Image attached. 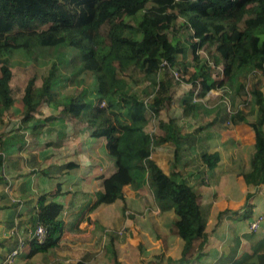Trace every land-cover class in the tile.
Masks as SVG:
<instances>
[{"label": "trees", "instance_id": "obj_1", "mask_svg": "<svg viewBox=\"0 0 264 264\" xmlns=\"http://www.w3.org/2000/svg\"><path fill=\"white\" fill-rule=\"evenodd\" d=\"M124 17H135V25L129 26ZM112 19L103 35L101 25ZM0 23L28 32L8 35L0 31V124L4 130L0 139L3 135L6 139L0 141L1 148L17 144L21 149L27 138L37 139L54 122L84 125L91 137L105 140L107 155L115 165L114 172L102 179L103 193L95 205L113 203L123 186L146 185L157 204L173 210L182 241L180 261L199 239L193 257L197 259L206 239L197 193L185 181L166 175L150 158L154 145L177 148L180 128L171 121L162 124L163 137L147 133L148 113L154 117L174 100L173 87H179V82L169 68L177 69L180 82L192 85L189 100L197 87L203 97L226 84L234 86L240 97L242 75L264 70V0H0ZM125 29L133 32V38L123 36ZM47 51L51 56L47 57ZM38 59L48 68L40 84H35L33 76L23 95L13 98L11 69ZM191 64L194 72L188 75ZM61 67L73 71L72 77ZM119 73L135 78L137 86L152 85V96L140 101L127 93V83ZM78 74L82 77L79 90L58 91ZM220 74L224 81L214 82L213 75ZM86 75L92 78L88 86ZM248 94L254 110L247 116L237 113V119L252 130L255 151L251 171L243 179L246 185L258 186L264 182V97L255 84ZM14 106L19 107L18 121L11 122ZM188 111L184 108L183 114ZM201 160L210 169L217 156L204 154ZM4 168L0 154V172L5 173ZM57 169L70 173L78 166L68 162ZM36 208V222L46 228L47 238L42 245L29 243L33 253L55 245L62 232L61 205L45 194L38 198Z\"/></svg>", "mask_w": 264, "mask_h": 264}, {"label": "crops", "instance_id": "obj_2", "mask_svg": "<svg viewBox=\"0 0 264 264\" xmlns=\"http://www.w3.org/2000/svg\"><path fill=\"white\" fill-rule=\"evenodd\" d=\"M190 67L193 73V64L187 69ZM228 86L213 94L222 96L218 102L205 101L208 96L204 101L199 98L205 115L211 116L207 119L201 111L205 119L198 115L197 127L192 126L196 123L195 101L187 100L188 90L173 87L177 99L154 114V128L149 132L163 137L162 124L171 121L180 128L181 144L177 148L167 143L154 145L150 158L166 175L185 181L197 193L206 234L197 259L193 257L199 239L180 261L182 241L174 226L173 210L157 204L146 185L123 186L113 203L96 206L103 193L102 179L109 176L107 170L110 175L114 172L107 164L105 140L91 137L84 125L58 123L37 139L27 138L21 149L17 144L0 146L5 165V173L0 172V264L14 246V224L18 223L23 234L32 228L37 221V200L45 194L61 205V236L55 245L38 252L26 247L15 264H264V219L257 232L248 231L250 221L264 217V182L258 186L244 182L243 176L251 171L254 136L249 126L235 117L242 107V94L239 97L236 88ZM248 95L251 110L246 113L251 114L253 98ZM224 97H230L228 102ZM184 108L188 113L183 114ZM162 111H168L169 116ZM186 117L195 120L188 123ZM16 121L18 118L11 120ZM204 154L217 156L210 169L201 160ZM68 162L78 169L69 174L59 172L57 168ZM143 210L151 212L139 219L136 214ZM129 213L132 215L126 218ZM123 227L125 232L118 237L115 231ZM132 248L136 253L125 255Z\"/></svg>", "mask_w": 264, "mask_h": 264}, {"label": "rangeland", "instance_id": "obj_3", "mask_svg": "<svg viewBox=\"0 0 264 264\" xmlns=\"http://www.w3.org/2000/svg\"><path fill=\"white\" fill-rule=\"evenodd\" d=\"M134 19H135V17H124L122 20L124 22H126L127 24H129V26H132L133 27L135 25ZM113 21H114V19H112L109 22L104 23L103 25H101L99 31L103 35H106V33H107L110 25L113 23ZM224 26H226V24H224ZM0 31L3 32V33H5V34H8V35H11V34H24V33L25 34H28V32H25L24 29H18V28L14 27V26H10L8 24L7 25L6 24H2V23H0ZM123 36L125 38H129L130 39V38H133L134 34H133V32L130 29H125L123 31ZM61 51H63V50H61ZM50 53H51V51L50 52L47 51V57H48V55L51 56ZM37 55H38L37 57H40V58L41 57H44L43 53H37ZM55 60H56V58H55ZM43 62H44V60L38 59V60H36L34 62H29V63H27L24 66H15V67H13L11 69V71H12V78H11V81H10V87H11V96L13 98L19 99L23 95L24 87H25L27 81L30 78H32L33 76H35V84L36 85H39L40 84V82H41L40 76L44 73V71H46L48 69L47 66L46 67L43 66ZM211 66H212V64H211ZM60 70L62 72H65V74H68L70 77H72L73 71H71L69 68L61 67ZM176 70L177 69H172L170 71L172 78L175 79V80L178 79V78H180L179 75L176 73ZM191 73H192V67H190L187 70V74L188 75H190ZM174 74H176L177 77H175ZM119 75L122 76L125 79L126 83H127V87H126L127 93H129L131 95H134L140 101H146L148 98H150L152 96L151 95V92H153L152 91V85L137 86L134 83V81L136 80L135 78H127L125 74L123 75V73H119ZM220 76H221V74L219 76L213 75V81L214 82H217V83L220 82V78H219ZM158 77L161 78V75H159ZM81 79H82V77L78 74V76L75 77V79H73V80H71L69 82L64 83V85H62L58 89V91L60 93H67V92L68 93H71V91L74 90V89L75 90L76 89L79 90L81 88V86L79 84L82 83L81 82ZM223 81H224V79H223ZM177 82H179V86L183 90H188V92L192 90V85L191 84L185 83V82H180V80L179 81L177 80ZM242 82L244 84V87L242 88L243 90L240 91V93L242 94V96L240 97V101L241 102L243 101L244 104L243 103L241 104L242 107H241L240 112H242L244 116H247L248 113H246V112H248L249 110H251V106L248 103V101H251V100L249 99V95L246 94V91L253 84H255L256 87L258 86L262 90V93H263V96H264V70L259 75H253L252 76V75H247V74L245 75V74H243L242 75V81H241V83ZM84 83L87 86L90 83H92L91 76L86 75V77L84 79ZM226 86H228V84H226ZM195 89H197V91L193 90V93L190 96V98H191L192 101H195V109H196V112H195L196 118L195 119L196 120L194 118H189V117H186L185 118L186 122H188V123L190 122L191 119L195 120L196 123H194L192 125L193 127H197L198 126V124H197V116L198 115L203 116L202 113H201V111H203V114L204 115L206 114V108L202 104V102L204 101V99L208 96L205 101L208 100V102L212 103V102H218V101H220V99L222 97L220 95H213L215 92H217L219 94V92H218L219 90H217L218 88H214V89L212 88V89L208 90L206 92L207 94H205L203 97H200L199 96V90H200L199 87H197ZM174 97H175L174 99L176 100L177 97H178V93ZM186 98H187V100H189V95L188 94L186 95ZM199 98H202L203 101L201 102V100H199ZM229 98L224 97L223 100H225L226 102H228V99ZM166 106H169V105L167 104ZM229 109L233 113L237 112V110L234 111L231 107ZM18 110H19V107L18 106H14L13 111H12L13 114L11 113L10 114L11 116L9 115L11 117V119L18 118V114H17ZM162 113L164 115H166V116H169L168 111H166V113H164L162 111ZM148 115H149L150 119H149V125H147V127L145 129L147 131V133L148 132H151L150 129H153L154 128V126H153V123H154L153 115L150 112L148 113ZM172 115H173V112H172ZM205 116H207V115H205ZM205 116H203V119H205ZM210 116H207V119H209ZM235 116L237 117V114H235ZM178 117L180 118V116H178ZM8 120H5V122H3V123H6V121L8 122ZM57 125H58V122H54V123H52V125L49 128L50 129L51 128H55ZM3 131L4 130L2 129V125H0V133H2ZM104 151H105V149H104ZM107 164L108 165H111L113 167V171H114V169H115L114 160H112L108 155H107ZM110 173L111 172H108V170H107V176L110 175ZM148 212H151V211L143 210V212H140V213H138L136 215H137V217L139 219H142V218H144V216L146 214H148ZM130 215H132V213H129L126 218H128ZM258 217L262 218V220L264 219L263 215H259V216L255 217L252 221H250V223L248 225V231L249 232H251V230H250L249 227H251V225L259 219ZM260 226H261V224H260ZM260 226H258V228L254 231V233L257 232L260 229ZM124 232H125V228L124 227L120 231H118V232L115 231V233L118 235V237H122ZM132 253H136V251H135L134 248L129 249L127 251V254H125V255H129V257H131L132 256Z\"/></svg>", "mask_w": 264, "mask_h": 264}, {"label": "built area", "instance_id": "obj_4", "mask_svg": "<svg viewBox=\"0 0 264 264\" xmlns=\"http://www.w3.org/2000/svg\"><path fill=\"white\" fill-rule=\"evenodd\" d=\"M169 70L171 71V68H169ZM174 75L175 77H177L176 74ZM176 80L179 81L180 79L178 78ZM258 218L259 219L256 222H254L251 225V227H249L251 232H254L258 228V226H260L261 222L263 221L262 218L260 217ZM17 226H18V223H15L13 228L11 229V235L14 236L15 243L12 249L6 255L3 264H15L16 258L23 252V250L26 247L29 246V243L31 241H34L38 245H42L46 241L47 230L39 222H36L32 228L26 230L25 234L21 233L17 229Z\"/></svg>", "mask_w": 264, "mask_h": 264}, {"label": "clouds", "instance_id": "obj_5", "mask_svg": "<svg viewBox=\"0 0 264 264\" xmlns=\"http://www.w3.org/2000/svg\"><path fill=\"white\" fill-rule=\"evenodd\" d=\"M196 91H197V89H195ZM154 146H152V148H153ZM152 150V149H151Z\"/></svg>", "mask_w": 264, "mask_h": 264}]
</instances>
